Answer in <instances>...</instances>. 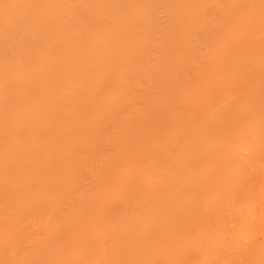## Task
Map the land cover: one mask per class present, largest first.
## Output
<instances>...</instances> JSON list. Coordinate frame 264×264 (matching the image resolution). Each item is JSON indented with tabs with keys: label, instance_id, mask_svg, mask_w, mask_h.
Returning <instances> with one entry per match:
<instances>
[{
	"label": "bare ground",
	"instance_id": "bare-ground-1",
	"mask_svg": "<svg viewBox=\"0 0 264 264\" xmlns=\"http://www.w3.org/2000/svg\"><path fill=\"white\" fill-rule=\"evenodd\" d=\"M0 264H264V0H0Z\"/></svg>",
	"mask_w": 264,
	"mask_h": 264
}]
</instances>
